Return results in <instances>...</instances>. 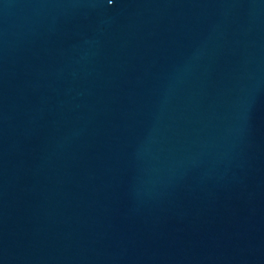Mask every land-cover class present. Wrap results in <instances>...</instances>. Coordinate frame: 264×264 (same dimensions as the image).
<instances>
[{
    "label": "water",
    "instance_id": "water-1",
    "mask_svg": "<svg viewBox=\"0 0 264 264\" xmlns=\"http://www.w3.org/2000/svg\"><path fill=\"white\" fill-rule=\"evenodd\" d=\"M0 264H264V0H0Z\"/></svg>",
    "mask_w": 264,
    "mask_h": 264
}]
</instances>
